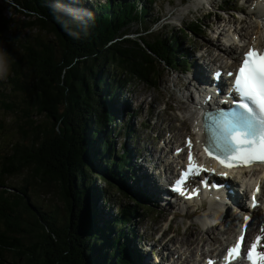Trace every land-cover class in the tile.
<instances>
[{
	"label": "trees",
	"instance_id": "16d2710c",
	"mask_svg": "<svg viewBox=\"0 0 264 264\" xmlns=\"http://www.w3.org/2000/svg\"><path fill=\"white\" fill-rule=\"evenodd\" d=\"M26 3L18 11L38 36L16 42L23 55L9 57L11 90L0 100L16 117L6 133L18 136L0 137V264H139L132 223L154 200L135 183L134 151L116 150L122 127L134 136L121 124L126 109L133 115L123 108V89L128 82L160 86L162 61L187 69L185 37L172 31L148 41L141 35H153L151 27L131 32L149 18L147 6L129 1H109L95 15L76 14L61 0ZM14 24L0 11V38ZM15 177L20 188L9 186ZM52 185L63 205L43 210L32 195L54 196ZM106 211L117 214L106 219Z\"/></svg>",
	"mask_w": 264,
	"mask_h": 264
},
{
	"label": "rangeland",
	"instance_id": "374dc122",
	"mask_svg": "<svg viewBox=\"0 0 264 264\" xmlns=\"http://www.w3.org/2000/svg\"><path fill=\"white\" fill-rule=\"evenodd\" d=\"M63 1V0H61ZM72 1V0H71ZM86 4H90L93 8L96 7L98 1L99 5H103L108 0H82ZM87 1V2H86ZM156 0L153 3H145L148 9V21L140 26H133L131 32L136 30H142L145 27L154 26L156 19L160 20V25L154 26L152 31L153 35L148 36L147 34L141 35L146 37L148 41L156 38H162L166 32H172L177 34L178 37H185L184 44L181 45L182 51L188 52V60L190 63V73L183 74L180 71H173L168 67L167 63L159 62L157 68L162 72L163 77L160 81V86H148L145 83L139 82H128L126 88L123 89L124 97L129 99V108L134 111L133 117L129 116V112L122 114V120L126 123L123 125H131L133 132L137 133V138L129 139L125 136L124 127H122V134L116 141V150L121 152L123 145L129 144L144 160L138 163L140 173L143 172L145 176L142 177L141 186L147 189L151 194H155L158 198L162 199V202L156 203L157 205L152 211L146 212L139 210V214H143L138 217L137 220L132 223L133 230L136 235V249H138L141 264H144L145 256L147 255L151 261V264H181L178 263L177 256L175 253L179 252L182 248L181 253H185L190 248L195 253V258L200 253H209L210 251L220 250L223 245H226L233 239L236 234L237 228L230 230L231 223L236 222L238 225L237 218L234 215L233 205L234 202L228 203L224 211H221V218L219 224H217L213 235L207 234V228L203 227L201 216L203 214V208L198 206L185 208L188 214H178L179 209L169 208L164 206V202L170 206L168 201H164L163 196H167L168 189L165 187V176L163 179V166L161 161H170L168 150L173 151L176 145L175 136L182 139L186 134L191 132V122L187 115V108L191 106V96L194 89L192 87L195 83L191 78L201 72V65L208 64L209 72L211 77L213 69L216 67L211 62L210 57L202 59V55L207 45L216 46L218 43L221 46H228V43L224 39V35H219L220 31L223 34H229L228 32L236 33V31L243 33L244 35L251 36L252 31L258 29L257 20L249 15V10L253 9L254 2L256 0ZM28 5L31 0H0V11L5 14L8 18H12L15 24L11 30L2 34L0 38V100L5 99L6 92H10L11 84L7 83L9 79L10 69L9 57L14 58L17 53L19 59L23 55L20 52L19 44L16 42L31 40L32 37L38 36L36 30L28 29L24 24V16L18 10V5ZM90 2H94L91 4ZM226 2V4H225ZM26 3V4H25ZM67 3V2H66ZM84 4V5H86ZM22 7V6H20ZM30 7V5H29ZM71 7V6H70ZM73 8V7H71ZM74 9V8H73ZM32 17H27L26 20L34 21L36 15L32 13ZM202 28V32L197 33L196 27ZM186 27V28H184ZM224 30V31H223ZM236 30V31H235ZM143 34V33H142ZM188 34L193 38V44L188 40ZM41 36L49 38L45 34ZM139 36L136 34L130 37ZM52 40L54 37L51 38ZM229 47V46H228ZM233 50H237L236 46H232ZM26 54H24L25 56ZM180 58V56H179ZM229 62L232 64L228 56L224 55L221 63ZM219 65V64H218ZM26 72H28V67ZM167 68V71L164 70ZM169 68V69H168ZM198 70V71H197ZM185 73V72H184ZM209 75V73H208ZM124 85V84H123ZM192 94V95H191ZM126 105L123 106L125 108ZM16 117L11 114L5 106L0 103V122L3 121V127L0 129V137L6 138V142L9 143L11 140H16L18 136L15 130H11L6 133V128L14 126ZM34 119L45 121L44 115L36 116ZM121 129V126H120ZM6 133V134H5ZM172 135V136H170ZM167 153V154H165ZM149 154L155 156V163L148 162ZM145 166L148 168L146 169ZM172 168V165H169ZM162 170V172H161ZM171 170L168 171L167 176L171 175ZM139 173V174H140ZM152 174L159 178L162 188L159 190L160 193L152 192L151 185L154 182L149 176ZM101 182H99L100 184ZM23 184L21 177H15L9 181V186L14 188H20ZM102 184V183H101ZM103 185V184H102ZM53 191L56 195L41 194L32 195V200L39 204L44 210H51L55 206H62L63 203L59 200L58 190L52 185ZM50 191V190H49ZM153 194V195H154ZM227 196V195H226ZM247 195H245V201H247ZM244 202V201H243ZM100 203L98 204V206ZM166 207V209H165ZM213 205H207V212L211 211ZM216 209H220V204L215 206ZM196 209V210H195ZM113 214H117L116 211H106V219L112 218ZM231 220V221H228ZM197 227L198 230H195ZM191 233H193L191 235ZM209 235L212 236L210 239ZM206 239L207 243L199 245L197 238ZM181 243H184L182 245ZM186 244V246H185ZM164 245L168 248V251L172 252L173 256H168L167 252L161 250V246ZM143 247L144 253L142 254L141 248ZM187 255H183V260H186ZM192 258H188L186 264H192Z\"/></svg>",
	"mask_w": 264,
	"mask_h": 264
},
{
	"label": "snow or ice",
	"instance_id": "6c2138e0",
	"mask_svg": "<svg viewBox=\"0 0 264 264\" xmlns=\"http://www.w3.org/2000/svg\"><path fill=\"white\" fill-rule=\"evenodd\" d=\"M216 75L219 79L220 74ZM228 75L234 77L228 98H232L234 94L237 99L230 110L205 112L204 151L226 168L264 164V51L249 48L243 56L238 71L229 72ZM187 147L189 149L187 169L176 182L174 189L182 195L186 194L188 177L207 171V168L195 161L191 138L187 141ZM221 175L226 177L227 173ZM202 183L207 186L206 182ZM259 191L260 187L257 185L256 193L258 194ZM198 194L199 190L193 189L187 194V198L191 199ZM252 206L258 207L255 195L252 197ZM243 220L247 228L251 217L244 216ZM261 241H264V236H257L247 250L246 258L250 264H264V251L260 250ZM243 242L242 234L236 245L229 249L227 264H233L235 259H239Z\"/></svg>",
	"mask_w": 264,
	"mask_h": 264
},
{
	"label": "bare ground",
	"instance_id": "6f19581e",
	"mask_svg": "<svg viewBox=\"0 0 264 264\" xmlns=\"http://www.w3.org/2000/svg\"><path fill=\"white\" fill-rule=\"evenodd\" d=\"M256 1L257 2L255 3L254 8L249 10V15L257 20L258 29L255 31H252L251 36L248 38V36L244 35L241 32H237L233 36H231L230 34H223L219 28V31H218L220 33L219 35H224V39L226 40V42L228 44H232V45L230 47H228L227 45L221 46L222 44H220V43H218V45H216V46L207 45L206 49L202 55V59H206V58L210 57L211 62L214 63L216 65V67L219 66L222 69L223 62L221 63V61L224 58V55L228 56L230 61H234L233 64H230L229 62L224 63L225 73H228L232 67L238 66L237 63L239 64V59L243 56V55L239 56V52H238L239 50H241L242 54H244L245 52H247L246 49L249 50V48H251V47H258V48L264 49V0L263 1L256 0ZM151 2L152 1H148V3H151ZM144 9H146V5L144 6ZM236 43H239L240 46H239L238 50H233L232 46H235ZM207 69H208L207 64L203 65V66L201 65V72L195 74L191 78V80H193L195 82L192 85V87L194 89L193 94L197 93L198 98L196 99L195 97L191 96V100H190L191 106H189L187 108V115L189 116V120L191 122V129H190L191 133L189 134V137L191 138L192 144L194 145V149L197 152L201 151V147H198L199 131H198V128L196 125L198 113L203 110V108L206 104H208L207 98L211 97L210 98L211 102L222 100V99L226 98L225 96L227 95L228 90H229V87L227 86L228 85L227 81L225 79H223L221 81V83L219 84V88H218V89L222 90L221 95L213 94L212 91L216 90L215 83H214V81H210ZM187 73H190V68L186 69L185 73H183V74H187ZM196 77H198V78H196ZM197 83H200V86H197ZM204 84L208 85V86L206 88H203ZM176 139H177V142L179 145L176 148V150H178V148H180V147H184V148L186 147V139H179V138H176ZM148 157H149L148 162L154 164L155 163V156L153 154H149ZM162 165H164L166 168H168V165L166 164V162H163ZM245 173H246L245 171H238L236 177L238 179H245ZM254 173H255L256 179H258V182L261 183L262 188L264 190V168L256 170ZM149 176L151 177V179L154 182L153 186L151 185L152 191L155 193H159V190L162 188V185H161L159 178L152 175V174H149ZM218 183H221V182H218ZM246 187H247V191H251V187L248 184H246ZM229 188L235 189L233 195H229L226 192ZM208 192L210 193L212 199L221 200V202H222L221 203L222 206H220L221 211H224V209L227 207V204L231 203V202H235L239 206L241 205L240 209H244L246 206V204L244 205V202H243L244 196L243 197L239 196L238 190H236V185L233 182H229L228 186L225 185L223 190L220 191V192L226 193V195L229 196L230 198H228V197L225 198L224 193L222 194V197H220L219 196L220 192L215 191L212 188L209 189ZM188 205H190L189 207H195V208H197L199 205H201V208L205 209V210H203V214L201 216V221H200L203 224H208L211 222H218L219 218L221 217V214H220L221 211L216 210L215 208L211 207V211L207 212V210L203 204V201L189 202ZM188 205L183 206V208H187ZM165 206H168V204ZM165 209H166V207H165ZM236 212H237V210H236ZM262 213H264V210L262 208H260L255 213L256 218L258 215H261ZM228 221H231V220H228ZM255 224L256 223L254 222L251 226L252 231L254 230ZM235 227H237L236 222H232L230 230L233 231ZM195 228H196L195 230H198L197 227H195ZM205 228H207V226H205ZM209 229L210 230L207 231V234L211 233L213 235L216 227H212ZM192 234L193 233H191V235ZM209 237H210V239H212L211 235H209ZM235 237H236V235H235ZM196 240L199 241L200 242L199 245L202 244L203 247L207 243L206 239H204L202 237L197 238ZM181 244L184 245V243H181ZM185 246H186V244H185ZM161 249L164 252L167 251L166 257H168V256L174 257V254L172 255V252L168 251L166 246H162ZM181 252H182V248L179 249L178 253H175V256H177L178 263L181 262V264H186L188 258H192V261L195 260V253L192 250L190 251V248H188V251L185 252L184 254ZM143 253L144 252L142 250V254ZM205 254H206V252H205ZM183 255H187L188 258H186V260H183ZM199 256H200V254H199ZM207 257H205V258H207ZM144 264H151V261L147 255L145 256Z\"/></svg>",
	"mask_w": 264,
	"mask_h": 264
}]
</instances>
